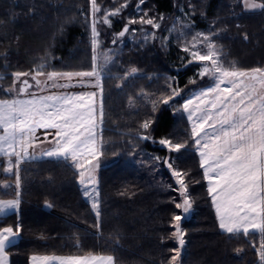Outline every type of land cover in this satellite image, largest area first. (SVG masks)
<instances>
[{"label":"trees","instance_id":"1","mask_svg":"<svg viewBox=\"0 0 264 264\" xmlns=\"http://www.w3.org/2000/svg\"><path fill=\"white\" fill-rule=\"evenodd\" d=\"M96 3L98 63L105 52L113 57L106 65L111 69L103 89L102 155L96 168L99 218L71 160L36 156L23 161L19 208L0 216V228H21L20 239L7 248L11 264H29L33 254L89 253L113 256L116 264H168L173 249L180 247L172 235V217L183 215L175 207L183 197L173 169L186 174L192 205L181 221L185 243L178 264H261L258 249L264 238L258 233L233 236L219 228L191 124L177 107L194 89L190 81L209 82L198 75L202 63L184 51L196 33L211 35L225 66L264 69V9H246L243 0ZM123 4L127 6L118 15L109 17L110 26L103 23L105 10ZM91 11V0H0V98L13 95L5 90L17 71L31 72L40 64L46 72L92 70ZM141 17L153 19L159 28L128 24ZM125 25L129 31L113 43ZM131 68L137 74L124 79ZM172 89L185 92L166 105L162 100ZM144 121H151L147 130L141 127ZM142 135L150 138L140 139ZM161 139L187 142L188 147L170 152ZM52 146L38 143L33 152L40 155ZM167 156L172 169L165 164ZM7 166V158L0 156V185L9 183L0 186L2 200L17 192L15 170L5 172Z\"/></svg>","mask_w":264,"mask_h":264},{"label":"snow or ice","instance_id":"2","mask_svg":"<svg viewBox=\"0 0 264 264\" xmlns=\"http://www.w3.org/2000/svg\"><path fill=\"white\" fill-rule=\"evenodd\" d=\"M140 3L143 4L144 0H140ZM243 4L246 9H264V3H257L256 0H243ZM126 6L123 4L113 11L105 10L103 23L110 26L109 17L118 15ZM91 7L94 17L92 70L46 72L45 65L40 64L31 72H14L13 84L5 90L13 95L0 98V156L7 158L8 166L3 169L5 172L12 173L15 170L17 188L16 198L0 199V216L19 208L20 164L27 159L37 158L30 149L34 150L38 143L49 142L53 146L43 150L41 155L73 162L79 172V182L85 187L84 195L93 201L92 208L99 218V194L94 173L99 166V156L102 155V143L98 137V129L103 123V90L100 81L103 67L111 63L112 58L105 52L103 65L98 63L95 16L100 12V7L96 0H91ZM145 17L139 21L129 20L128 24L139 22L159 28L153 19ZM128 31L129 27L125 25L119 36L123 37ZM200 45H203V50ZM184 51L191 55L193 61L202 63L198 75L201 78L207 76L213 81L212 86L191 94L177 111L186 113L191 124V140L199 151L200 167L208 181V192L212 197L219 228L233 236L243 234L247 237L251 233H258L264 238V69L241 70L234 63L225 66L221 59L222 51L212 41L211 35L196 33ZM137 71L131 68L123 78L135 76ZM23 77H30L40 93L49 88L76 87L77 84L71 83L73 78H81L79 86L95 87L99 92L43 95L29 91L33 86L28 79H21ZM40 77L45 79L41 80ZM85 77L94 78L95 83L89 81L86 84L83 81ZM61 79L68 82L58 83ZM17 82L20 84L18 88L15 86ZM98 95L99 106L95 99ZM25 96L27 98H21ZM177 96H180V91L172 89L162 102L169 104ZM152 103L155 110L157 102ZM150 123L144 121L141 127L147 130ZM38 130H44L43 141L36 135ZM49 136H52L51 141L48 140ZM149 138L148 135L140 137L143 140ZM159 143L175 153L188 147L187 142L173 143L168 139H161ZM165 163L170 169L173 168L168 161ZM172 175L176 177L178 191L183 197V202L176 203L175 207L187 214L192 205L183 178L186 174L182 175L179 170L173 169ZM88 185H92L91 192L87 190ZM0 186L9 187L7 183ZM182 219L181 215L172 217V227L175 229L172 235L180 247L173 249L175 254L170 257L168 264H178L180 249L185 243ZM20 231L19 224L0 228V264H7L5 250L15 242ZM258 254L261 264H264V239ZM31 264H115V261L112 256L89 253L83 256L33 255Z\"/></svg>","mask_w":264,"mask_h":264},{"label":"rangeland","instance_id":"3","mask_svg":"<svg viewBox=\"0 0 264 264\" xmlns=\"http://www.w3.org/2000/svg\"><path fill=\"white\" fill-rule=\"evenodd\" d=\"M91 15H92V11H91ZM93 16V15H92ZM111 21V20H110ZM97 22V21H96ZM125 36V35H124ZM124 36L123 37H120L119 36V33H118V35L116 36V38L114 39L115 41H117V38H120V39H122V38H124ZM113 40V41H114ZM109 54H111V53H109ZM110 56V55H109ZM111 57V56H110ZM111 58H113V57H111ZM103 60H104V58H103ZM113 60V59H112ZM101 65H103V61H101ZM109 69H111V66H107V68H106V66H104L103 67V70L101 71V81H100V83H101V86H102V90L104 89V83H105V77H106V75H107V73L110 71ZM91 71V70H90ZM72 72H77V71H72ZM78 72H81V71H78ZM81 78H73V80L71 81V83L72 84H77V86L76 87H69V88H60V89H57V88H49L47 91H45V92H43V93H41V94H55V93H57V94H60V93H69V94H79V93H82V92H99V89H97V88H95V87H91V86H89V87H81V86H79L78 85V81L80 80ZM205 79H208L209 80V82L208 83H206V84H202L201 86L200 85H195L194 86V89H192L190 92H189V94L187 95V97L185 98V99H187L191 94H193L194 92H197V91H199V90H201V89H203V88H206V87H209V86H212V84H213V81L211 80V79H209L207 76H205L204 78H202V80H205ZM29 80V82H30V79H28ZM83 81L87 84L89 81H91V83L92 84H94L95 83V79L94 78H87V77H85V78H83ZM68 81H66V80H63V79H61V80H59L58 81V83H67ZM31 83V82H30ZM50 83V82H49ZM32 84V83H31ZM35 90H37V88H35V89H33V90H29V91H31V92H36ZM37 93H40V91L39 92H37ZM96 101H97V106H99V103H100V96L98 95L96 98ZM184 99V100H185ZM103 100H104V93H103V91H102V102H103ZM184 100L181 102V105L183 104V102H184ZM180 106V105H179ZM179 107H177V109H178ZM103 115H104V104H103ZM185 115L187 116V114L185 113ZM190 123V122H189ZM104 129V125H103V123H102V125H100V128L98 129V137H99V140L101 139V133H102V130ZM37 136L40 138V140H43L44 139V132H41V133H37ZM48 138H50V139H52V136H49ZM100 142L102 143V140H100ZM195 149L197 150V147L195 146ZM197 153H198V155H199V151L197 150ZM43 157H47V156H43ZM200 157V156H199ZM165 161H168V163H170V157H168L167 156V158H166V160ZM167 166H168V164L167 163H165ZM87 166V165H86ZM96 171L97 170H95V173H94V175H95V177H96ZM96 180H97V178H96ZM4 184V183H3ZM8 185H9V183H7ZM11 184V183H10ZM97 184H98V182H97ZM97 184H96V191L97 192H99L98 191V186H97ZM4 188V187H3ZM82 189H83V192L85 191V187L82 185ZM87 190L89 191V192H91L92 191V185H88V187H87ZM188 196V195H187ZM20 197V196H19ZM14 198H16V197H13V198H11V199H14ZM87 199H88V201L89 202H93L89 197H86ZM189 198V197H188ZM11 199H9V200H11ZM20 199V198H19ZM97 200H98V197H97ZM98 203H99V200H98ZM10 211V210H9ZM9 211L6 213V214H8L9 213ZM6 214H4V215H6ZM191 214V209H190V211H189V213H187V214H184L183 213V215H182V217L183 218H185V217H188L189 215ZM10 246V245H9ZM8 246V247H9ZM6 251V254H7V261H8V264H11V258H10V254H9V252H8V250L6 249L5 250Z\"/></svg>","mask_w":264,"mask_h":264},{"label":"crops","instance_id":"4","mask_svg":"<svg viewBox=\"0 0 264 264\" xmlns=\"http://www.w3.org/2000/svg\"><path fill=\"white\" fill-rule=\"evenodd\" d=\"M38 94H41V93H38ZM57 94V93H55ZM43 95H48L47 93L46 94H43ZM21 98H27L26 96L25 97H21ZM54 131V130H53ZM41 132H44V130H38L37 133H41ZM36 133V135H37ZM30 152H33L32 149H30ZM33 154L35 155V153L33 152ZM35 156H42L41 154L40 155H35ZM20 239V234L18 235V237L15 239V242H17L18 240ZM14 242V243H15ZM33 255H38V256H44V255H48V256H52V255H55V256H83V255H58V254H33ZM31 255L30 258H29V264H31V257L33 256ZM94 255H97V254H94ZM104 256H110V255H104ZM113 257V256H112ZM115 261V259H114ZM7 264H8V261H7ZM116 264V262H115Z\"/></svg>","mask_w":264,"mask_h":264},{"label":"flooded vegetation","instance_id":"5","mask_svg":"<svg viewBox=\"0 0 264 264\" xmlns=\"http://www.w3.org/2000/svg\"><path fill=\"white\" fill-rule=\"evenodd\" d=\"M26 79H30V82L32 83V86H33V87L31 88V90L35 89V88H36V87H35V82H34L33 80H31L30 77H28V78H26ZM30 82H29V83H30ZM194 84H195L196 86H197V85H200V86H201V81H198V82H196V83H194ZM15 86H16L17 88L20 87L19 84H18V85H15Z\"/></svg>","mask_w":264,"mask_h":264},{"label":"water","instance_id":"6","mask_svg":"<svg viewBox=\"0 0 264 264\" xmlns=\"http://www.w3.org/2000/svg\"><path fill=\"white\" fill-rule=\"evenodd\" d=\"M25 79H26V78H25ZM29 84L32 85L31 83H29ZM29 90H31V88H30ZM35 91H36V93H37V92H39V89H37V90H35ZM184 92H185V90L180 91V96H181ZM180 96L174 97V98L169 102V104H170L171 102H173L174 100L178 99ZM166 105H167V104H166Z\"/></svg>","mask_w":264,"mask_h":264}]
</instances>
